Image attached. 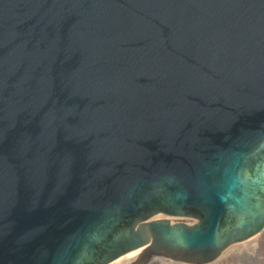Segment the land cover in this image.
I'll return each mask as SVG.
<instances>
[{"label":"water","instance_id":"1","mask_svg":"<svg viewBox=\"0 0 264 264\" xmlns=\"http://www.w3.org/2000/svg\"><path fill=\"white\" fill-rule=\"evenodd\" d=\"M263 230L264 0H0V264Z\"/></svg>","mask_w":264,"mask_h":264},{"label":"bare ground","instance_id":"2","mask_svg":"<svg viewBox=\"0 0 264 264\" xmlns=\"http://www.w3.org/2000/svg\"><path fill=\"white\" fill-rule=\"evenodd\" d=\"M264 242V233L262 235H257L255 238L249 239L247 242H243L237 246L230 247L229 250L222 256L221 259L218 260L217 263L214 264H223L228 262L229 260L236 258H241V256L244 258V255H249L251 257L257 258L258 256V250L259 246H262ZM250 257V258H251ZM249 258V257H248ZM259 258V257H258ZM242 259V258H241ZM110 264H183L163 259H158L155 257H151L148 260H145V256L143 254V251H137L128 255H125L118 260L110 263Z\"/></svg>","mask_w":264,"mask_h":264},{"label":"rangeland","instance_id":"3","mask_svg":"<svg viewBox=\"0 0 264 264\" xmlns=\"http://www.w3.org/2000/svg\"><path fill=\"white\" fill-rule=\"evenodd\" d=\"M264 233V230L261 232V233H259V234H257V235H262ZM256 235V236H257ZM243 243V242H242ZM239 244H241V243H239ZM239 244H236V245H234V246H237V245H239ZM233 246V247H234ZM232 248V247H231ZM229 250V249H228ZM227 250V251H228ZM226 251V252H227ZM226 252H224V254L226 253ZM258 252V257L257 258H254L253 259V257H251V256H249V255H244L245 257L243 258L242 256H241V258L239 259V258H233V259H231V260H229L228 262H226V263H223V264H264V242H263V244H262V246H259V250L257 251ZM224 254H222L217 260H215L214 262H212V263H210V264H214V263H217L218 262V260L219 259H221L222 258V256L224 255ZM249 257V258H248ZM251 257V258H250Z\"/></svg>","mask_w":264,"mask_h":264}]
</instances>
